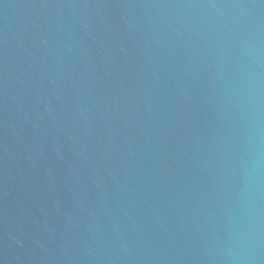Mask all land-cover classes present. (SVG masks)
<instances>
[{
	"label": "water",
	"instance_id": "obj_1",
	"mask_svg": "<svg viewBox=\"0 0 264 264\" xmlns=\"http://www.w3.org/2000/svg\"><path fill=\"white\" fill-rule=\"evenodd\" d=\"M0 264H264V0H0Z\"/></svg>",
	"mask_w": 264,
	"mask_h": 264
}]
</instances>
